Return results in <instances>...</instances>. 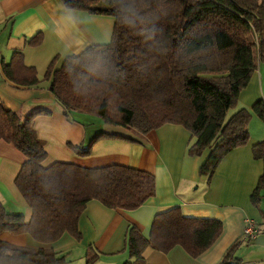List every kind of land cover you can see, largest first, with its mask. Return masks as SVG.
Listing matches in <instances>:
<instances>
[{
	"label": "trees",
	"instance_id": "trees-1",
	"mask_svg": "<svg viewBox=\"0 0 264 264\" xmlns=\"http://www.w3.org/2000/svg\"><path fill=\"white\" fill-rule=\"evenodd\" d=\"M68 10L112 16L109 43L93 45L79 55L55 57L44 79L25 64L22 50L3 64L5 77L18 87H37L44 80L73 122V114L100 118L107 126L147 135L165 125L182 126L193 140L190 157H204L199 174L210 183L217 168L233 150L251 141L253 115L264 122V100L252 110L239 108L240 95L260 64H264V0H61ZM38 34L27 43L42 45ZM236 110L232 115L230 111ZM51 111L14 112L0 100V141L13 145L25 157L15 185L32 211L30 220L9 213L0 199V264H67L51 245L66 234L82 240L79 222L87 205L98 201L112 210L134 211L157 193L152 173L125 166L84 168L47 159L45 143L34 128L35 118ZM135 141L100 130L87 146L70 148L88 157L104 137ZM264 162V141L253 148ZM264 174L252 200L259 205ZM223 231L221 221L188 218L178 207L154 218L149 238L131 225L123 264H146L150 248L168 253L182 247L198 258ZM29 235L52 248L12 246L1 235ZM233 245L220 264H239ZM90 247L87 264L99 253Z\"/></svg>",
	"mask_w": 264,
	"mask_h": 264
},
{
	"label": "crops",
	"instance_id": "crops-1",
	"mask_svg": "<svg viewBox=\"0 0 264 264\" xmlns=\"http://www.w3.org/2000/svg\"><path fill=\"white\" fill-rule=\"evenodd\" d=\"M110 20L68 10L61 0H0V100L23 115L42 110L52 112L39 115L34 121V128L48 154L43 166L49 167L56 162L91 169L119 165L152 173L157 179L156 196L137 210H112L98 201L90 202L79 222L82 240L70 239L74 243L70 250L57 246L60 241L51 246L60 254L72 253L67 264H87L90 247L95 249L93 253H99L95 264H123L129 259V253L120 254L121 239L127 235L129 227L138 226L143 236L149 238L156 215L178 207L188 218L221 221L220 237L198 258L191 257L180 246L166 254L148 248L146 264H220L236 243H239L235 251L239 264H264V189L259 193V205L252 200L264 174V162L255 159L253 154L254 146L264 141V122L258 117L261 123L255 121L253 115L250 124V143L229 153L208 185L204 179L205 187L200 193L199 170L204 157L188 155L191 133L184 127L168 124L147 135H137L80 113H74V121L69 122L49 90L50 82L22 88L5 77L3 64L10 63L13 53L22 50L25 64L35 67L43 80L55 57L60 56L62 60L72 54L79 55L93 45L109 43L114 27ZM40 33L44 35L42 45L29 46L27 42ZM262 66L242 91L239 108L252 110L258 101L264 100ZM100 130L135 141L104 137L88 157H79L70 148V144L87 146ZM25 161L26 157L13 145L0 141V199L9 213L21 214L30 220L32 211L15 185ZM195 185H198L196 190ZM247 220L261 229V233L249 241L244 236ZM1 239L19 247L52 248L26 234L4 233ZM76 248L81 256L74 263L71 250Z\"/></svg>",
	"mask_w": 264,
	"mask_h": 264
},
{
	"label": "rangeland",
	"instance_id": "rangeland-1",
	"mask_svg": "<svg viewBox=\"0 0 264 264\" xmlns=\"http://www.w3.org/2000/svg\"><path fill=\"white\" fill-rule=\"evenodd\" d=\"M99 17H105L106 19H111L110 20V22L111 21H113L114 22V18L112 17V16H99ZM112 26V25H111ZM261 65V64H260ZM41 73H42V71H41ZM262 73L264 74V64H263V66H262ZM44 82H46L45 80H44ZM236 110H232V111H230L229 113H230V115H232L234 112H235ZM87 117H90L91 119H96V120H98V121H102L100 118H97V117H93V116H89V115H86ZM254 119H255V121H257L258 123H261L259 120H258V118H257V116H254ZM118 128V126L115 128V129H117ZM193 140L191 139V142H192ZM202 161H203V159H202ZM204 179H205V181H206V183H207V185H208V180L205 178V177H201L200 178V181L202 180V182L199 184V188H200V193H202V191L204 190V187H205V185H203V181H204ZM212 180V179H211ZM211 182V181H210ZM197 186L198 185H195L194 186V190H196V188H197ZM209 186H206V188H208ZM70 239H73V240H75L76 242H79V241H77L76 239H74V238H72L70 235H65L61 240H60V242L57 244V246H63L64 248H66L67 250H70V249H72L73 248V245H74V243H71L70 242ZM125 239H126V236H124L122 239H121V245L123 246L122 247V249L120 250V254H123L124 252H126V250H125ZM75 242V243H76ZM9 244V243H8ZM10 245H12V246H15V245H13V244H10ZM19 247V246H18ZM62 247V248H63ZM46 248H50V247H46ZM71 252H73V254H74V256H73V260H74V263H77L79 260H77L80 256H81V254H79V249L78 248H76L75 250H71ZM65 256H66V258H67V260H68V262L71 260V259H69V258H71V255H72V253L70 254V252L69 253H63ZM70 254V255H69ZM69 256V257H68Z\"/></svg>",
	"mask_w": 264,
	"mask_h": 264
},
{
	"label": "built area",
	"instance_id": "built-area-1",
	"mask_svg": "<svg viewBox=\"0 0 264 264\" xmlns=\"http://www.w3.org/2000/svg\"><path fill=\"white\" fill-rule=\"evenodd\" d=\"M261 233L260 227L251 220L246 221L245 240H253Z\"/></svg>",
	"mask_w": 264,
	"mask_h": 264
}]
</instances>
